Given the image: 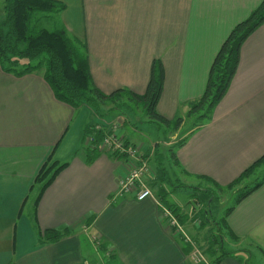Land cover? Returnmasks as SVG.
<instances>
[{"label":"crops","instance_id":"0c3cea01","mask_svg":"<svg viewBox=\"0 0 264 264\" xmlns=\"http://www.w3.org/2000/svg\"><path fill=\"white\" fill-rule=\"evenodd\" d=\"M59 1L67 6L60 19L86 45L91 75L105 93L120 88L145 93L153 62L161 60L165 83L157 111L170 119L202 96L223 42L264 0ZM105 113L60 101L40 73L18 76L0 64V264H96L99 252L107 264H195L183 247L188 244L165 219L157 193L143 201L119 195L134 161L97 151L88 162L85 130L119 121L118 133L142 153L170 143L148 136L136 143L132 119ZM180 140L172 146L175 164L222 186L264 154V24L244 42L237 73L212 118ZM52 154L68 165L35 212L40 186L31 200L32 186ZM227 220L238 239L226 234V249L237 252L219 264H250L244 257L255 256L245 248L250 246L264 256V183L237 203ZM64 228L73 232L55 243L39 242V230Z\"/></svg>","mask_w":264,"mask_h":264},{"label":"trees","instance_id":"16d2710c","mask_svg":"<svg viewBox=\"0 0 264 264\" xmlns=\"http://www.w3.org/2000/svg\"><path fill=\"white\" fill-rule=\"evenodd\" d=\"M66 7V4L59 0H2L0 2V64L3 69L18 76L34 72L42 74L54 91L55 96L60 101L74 108L86 105L95 110L98 115L103 116L106 114L102 111L104 105L111 103L114 105L112 109H117L123 101L130 100L143 106L145 114L149 118L148 121L162 122L167 126L173 124L175 130L179 129L184 122L182 117L177 118L173 122L157 111V105L165 83V69L161 60H154L153 62L151 77L145 93L139 94L128 88H120L109 94L105 93L95 84L91 75L86 45L68 33L59 17ZM37 14L39 15L37 16ZM41 21L52 23L53 29L38 28L36 22L39 23ZM263 24L264 1L248 18L237 23L225 39L214 59L204 93L190 103L188 116H196L195 126H201L212 118L211 113L226 95L237 73L241 60V48L244 42ZM91 134L94 135V140L89 143L91 149L87 151L88 162L94 161L97 151L103 152L100 149V145L104 139V132L96 129V124H89L85 130L87 140ZM179 145L181 146L182 143ZM169 152L173 161L178 164L174 148H170ZM109 155L120 159H125L128 156L126 154L121 156ZM157 161L161 180L157 194L167 204L166 196L171 192L166 191L164 195L165 187L163 184L169 183L171 185L172 183L163 166V161L160 159ZM67 165L68 162L60 163V161L55 160L54 154L43 165L35 180V185L32 186V189L36 185L40 186L39 194L35 200V212L46 188ZM263 166L264 154L227 186H222L211 178L206 179H209L221 190L231 189ZM263 183L264 176L253 187L242 191L238 195L236 203L247 197ZM205 191L207 193L214 192L212 189ZM208 196L211 198V194H208ZM170 207L180 220L185 219V217L182 218L180 215L181 208H176L172 205ZM231 210L227 214H230ZM207 217L209 216L207 215ZM34 220H36V217H34ZM90 222L91 220L87 223L89 224ZM221 222L225 228L224 231L229 233L232 238L238 239L229 228L227 215L219 221V224ZM38 232L39 242L45 244L60 241L73 231L69 228H64L45 229ZM223 237L222 234H216L213 238L216 242L213 241L210 246L211 255L215 256L213 264H219L222 258L237 252H230L226 249ZM217 244L220 251L219 255L215 249ZM183 247L189 252V248Z\"/></svg>","mask_w":264,"mask_h":264},{"label":"rangeland","instance_id":"374dc122","mask_svg":"<svg viewBox=\"0 0 264 264\" xmlns=\"http://www.w3.org/2000/svg\"><path fill=\"white\" fill-rule=\"evenodd\" d=\"M2 1V0H1ZM39 14H37L38 16ZM36 26L38 28H48L53 29V24L47 21L36 22ZM131 90V89H130ZM111 103L104 105L102 107V111L105 113L114 112L117 114L123 113L120 116L124 122L128 123L130 119L135 122V125L138 127V132L135 134L136 136L133 140L138 143L140 137L146 139L144 136L150 137V139L154 142L156 141H165L169 142L170 144H165L163 142L159 143L157 146H151L148 151L144 152V159H149L150 163L148 164L150 170L145 173L144 175V182L148 187L153 190V193H157L158 186H160V176H159V169H158V159L163 161V166L167 171L168 176L170 177L171 185L169 183H164V195L167 192H171L170 196H166V203L159 198L161 204L170 208V210L176 215L179 224L182 227V231H178L179 235H181L183 242L188 244L190 258L196 264H213L215 256L211 255V248L212 242H216L215 237L216 234H222L224 237L227 235L231 236L229 233H226L223 223L219 224V221L223 217L227 215V219L230 214H227L231 208L235 207L237 204V197L238 195L247 188H251L255 185L257 181L262 179L264 176V166L259 168L254 174L250 177L242 180L238 185L231 189H219L217 188L214 183H210L205 178H197L193 177V175H189L182 171L181 168L178 167L177 164L173 161V158L170 155L169 148L170 146L176 145L177 141L180 140L181 137L195 126L196 123V116H188V112L190 110V104L188 109L184 114H176L172 113V118H167L169 120H176L179 117H182L186 124L182 127L184 128L180 131L176 137L174 134V127L172 125H165L162 122H151L148 121V117L145 114L143 106L141 104L136 103L135 101L125 100L121 103L120 107L117 109H108L111 106ZM114 107V105H113ZM93 114L98 113L93 110ZM159 113V112H158ZM100 114V113H99ZM160 114V113H159ZM213 116V113H211ZM100 116V115H99ZM105 117V115H104ZM117 122V121H116ZM93 123L92 125H95ZM118 128H120L121 123L118 121ZM128 139V137H126ZM139 138V139H138ZM142 139V140H143ZM165 139V140H164ZM89 143V140H87ZM129 144L131 142L129 141ZM133 144V143H132ZM176 147V146H175ZM174 148V147H173ZM175 150V149H174ZM133 167V163H132ZM131 167V168H132ZM177 185V186H176ZM38 187L35 188V192L31 194V200L34 199L35 195L38 192ZM212 189L213 193H207L205 190ZM173 192V193H172ZM208 194H211V198H209ZM157 195V194H156ZM158 196V195H157ZM155 198V194L153 197ZM239 203V202H238ZM173 204V205H172ZM170 205L181 208V217H185V219L180 220L178 215L171 209ZM27 208L31 209L32 204L29 202ZM232 211V210H231ZM231 213V212H230ZM207 215L209 217H207ZM209 218V219H208ZM228 221V220H227ZM188 223V224H186ZM173 228V227H172ZM192 228V229H191ZM174 229V228H173ZM186 233V236L184 234ZM214 235V236H212ZM223 237V238H224ZM225 239V238H224ZM225 242V241H224ZM226 248L228 245H225ZM249 250H254L256 252L255 256H250L249 254H244V257L250 264H264V256L253 247H245ZM217 253H220L218 244L215 246ZM248 253V252H247ZM211 255V256H210ZM211 257V258H210ZM96 259V264H107L109 259H106L105 254L99 252V254L94 257ZM105 258L106 260H103ZM88 262H90V258H88Z\"/></svg>","mask_w":264,"mask_h":264},{"label":"built area","instance_id":"2783aa9c","mask_svg":"<svg viewBox=\"0 0 264 264\" xmlns=\"http://www.w3.org/2000/svg\"><path fill=\"white\" fill-rule=\"evenodd\" d=\"M123 120V119H121ZM118 121L113 123L96 124V129L104 132V139L100 145V149L103 152L114 156H121L126 154L134 161L133 167L130 169L129 174L121 179L119 195L134 194L139 201H143L147 198L154 196L153 190L144 182V175L150 170L148 164L149 159L145 160L144 153L140 152L138 148H135L132 144H129V140L118 133ZM89 143L94 140V136L91 135ZM144 180V181H143ZM163 210L165 219L169 225L172 226L177 232L182 231V227L178 222L176 215L170 210V208L159 204ZM186 236V233L184 234Z\"/></svg>","mask_w":264,"mask_h":264}]
</instances>
